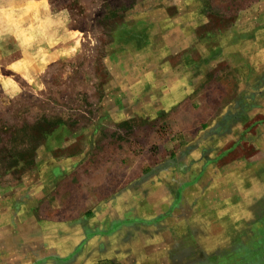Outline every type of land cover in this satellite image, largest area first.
Segmentation results:
<instances>
[{
    "label": "crops",
    "instance_id": "1",
    "mask_svg": "<svg viewBox=\"0 0 264 264\" xmlns=\"http://www.w3.org/2000/svg\"><path fill=\"white\" fill-rule=\"evenodd\" d=\"M166 16L141 13L121 29L120 55L107 60L108 98L121 114L133 101L138 115H160L170 135L154 126L151 142L138 137V153L127 144L121 155L112 148L105 159H74L72 173L62 166L40 188L0 193V264H264V111L241 93L216 114L197 109L205 94L195 75L205 74L195 69L209 63L188 52L192 16L175 24L185 23L172 38L182 42L176 52L140 42L149 26L165 35Z\"/></svg>",
    "mask_w": 264,
    "mask_h": 264
},
{
    "label": "rangeland",
    "instance_id": "2",
    "mask_svg": "<svg viewBox=\"0 0 264 264\" xmlns=\"http://www.w3.org/2000/svg\"><path fill=\"white\" fill-rule=\"evenodd\" d=\"M158 12L171 20L165 35L155 38L149 26L140 42L171 44L174 52L182 42L172 38L185 32V23L175 24L192 16L194 50L188 52L194 62L209 63L195 69L205 74L203 81L195 75L205 94L197 109L202 104L216 114L241 93L263 113L264 0H0V193L40 188L42 177L62 166L72 173L74 159H105L112 148L121 155L127 144L138 153L144 148L138 137L146 132L151 142L154 126L170 135L160 115H138L142 106L133 101L121 114L118 101L108 98L113 68L107 60L120 55L121 29L135 26L141 13Z\"/></svg>",
    "mask_w": 264,
    "mask_h": 264
}]
</instances>
